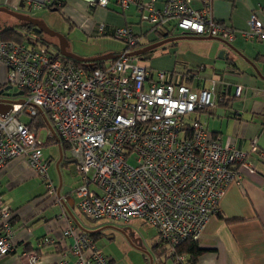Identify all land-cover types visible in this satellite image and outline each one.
I'll return each instance as SVG.
<instances>
[{
  "label": "built area",
  "instance_id": "2783aa9c",
  "mask_svg": "<svg viewBox=\"0 0 264 264\" xmlns=\"http://www.w3.org/2000/svg\"><path fill=\"white\" fill-rule=\"evenodd\" d=\"M83 1L91 8H106L115 1L122 12L135 7L141 22L158 32L172 29L229 44L236 38L232 28L214 18L210 3L198 10L191 0H168L159 10L154 0ZM26 2L31 16L55 4V0ZM249 27L241 33L245 40H264V23L257 14ZM90 33L104 36L106 26L99 24ZM112 37L130 48L142 42L131 26L115 28ZM32 41L35 45L0 40L6 86L24 92L13 100H25L0 114V172L11 161L24 158L54 193L49 165L42 158L43 144L31 124L44 114L51 126L49 136L68 149L77 165L81 184L75 193L83 216L123 223L142 220L158 231L173 264H188L176 249L187 240L203 238L220 212L223 195L241 180V168L255 171L248 153L223 145L200 121L201 113L218 106L214 90L194 89L185 82L199 78L196 71L153 72L140 65L139 57L128 56L129 51L90 69L66 62L49 46ZM242 93L243 86L238 85L235 96ZM258 152L254 140L251 153ZM11 212L0 199V257L16 251ZM66 235L73 240L72 264H111L86 233L69 228ZM53 243L46 237L39 245ZM30 260L36 262L37 255L31 254Z\"/></svg>",
  "mask_w": 264,
  "mask_h": 264
},
{
  "label": "crops",
  "instance_id": "0c3cea01",
  "mask_svg": "<svg viewBox=\"0 0 264 264\" xmlns=\"http://www.w3.org/2000/svg\"><path fill=\"white\" fill-rule=\"evenodd\" d=\"M167 1L154 0V6L161 10ZM191 1L198 10L210 3L214 18L236 32L235 40L227 44L222 40L186 35L172 29L165 33L152 28L153 38L144 29L135 7L123 13L115 1L106 8H91L83 0H55L52 8L35 13L48 9L59 11L73 27L81 28L91 37L95 36L90 30L99 24L107 27L103 37H111L117 27L131 26L134 33L142 38L136 50L149 46L155 40L181 38L165 44L183 50L176 56L181 70H177L175 62V67L166 72L185 74L194 70L201 75L185 82L194 89L214 90L218 106L201 113L200 121L221 138L223 145L230 144L248 153V159L255 167L254 172L241 168V180L232 184L220 200V215L210 221L199 242L207 252L197 264H264V40L247 41L241 34L250 29L249 21L253 14H257L264 23V0ZM0 8L26 15L29 10L26 0H0ZM21 24V21L0 12V34L5 28ZM136 27L140 28L136 31ZM102 54L113 53L106 51ZM200 68L204 69L199 71ZM7 76V68L0 61V86L7 85ZM238 85L243 86L241 97L235 96ZM221 98L227 102H220ZM254 140H257L259 148L256 154L251 153ZM45 145L55 146L53 151H48L49 156L43 151L42 157L49 167L54 163L59 172L58 185L52 181L54 193L41 183L24 158L11 161L0 172V199L12 211L10 223L16 248L15 252L0 257V264H72L74 257L70 248L73 240L66 235L69 228L89 235L112 264H173L171 259H158L159 250L155 247L160 238L152 245L148 256L142 239L130 222L107 220L105 224L88 227L83 221L75 193L81 184L78 173L75 179L73 177L76 163L57 139L48 135ZM111 224L118 228L108 226ZM46 237H51L54 243L41 247L39 243ZM31 254L38 257L34 263L30 260Z\"/></svg>",
  "mask_w": 264,
  "mask_h": 264
},
{
  "label": "rangeland",
  "instance_id": "374dc122",
  "mask_svg": "<svg viewBox=\"0 0 264 264\" xmlns=\"http://www.w3.org/2000/svg\"><path fill=\"white\" fill-rule=\"evenodd\" d=\"M34 18H39L46 24V26L53 32L59 34L62 36L67 44V51L73 56L83 58V59H92L100 56H104L105 54H102L106 51H109L110 53H113L115 55L122 54L123 50H125L128 46L125 42L116 39L115 37H91L88 33H85L81 28L79 27H73L71 22L67 20L62 13L58 12H52L49 9L47 11H41L37 12L34 15H32ZM17 20V19H16ZM18 22V21H17ZM144 29L149 31L150 37L155 38L154 32L152 30L153 25L143 22ZM136 31L140 28L136 27ZM35 37L38 36L42 39V42H46L50 47L51 50H58L60 48V39L57 37H52L48 34L42 33H31ZM178 34H181L178 32ZM28 43V42H27ZM46 45V44H45ZM140 47V46H139ZM178 46H172L170 44L162 46L160 48H157L153 50L152 52L142 56V59L140 61V65L153 69V71H171L175 67V62H177L178 59H176L177 55H179L183 50L176 49ZM131 50L129 52H133L134 47L130 48ZM180 51V52H179ZM126 52V51H125ZM100 53V54H98ZM95 54L97 56H95ZM177 70H181V64L177 62ZM179 72V71H178ZM201 76V75H200ZM199 76V78H200ZM25 122H27V119H23ZM47 128V129H46ZM45 129H42L39 131V140L43 144L42 146V157H43V151L46 153V156H49L48 151H53L55 146H46L47 143V137L49 135V132L47 130H50L49 127H46ZM57 149V148H56ZM69 152V151H68ZM74 164V163H73ZM74 169L76 168L74 172V179L77 175V165L74 164ZM48 177L50 181H55L56 185H58L60 181V175L58 170L55 168V164L53 163L50 167H48ZM41 183L46 186V182L38 176ZM83 221L86 223L88 227L94 228L96 226L105 224V221L107 220H91L87 217L83 216ZM131 227L136 230V233L139 235V237L143 241V249L146 253H148V256L152 252V245L156 243V241L160 238L158 231L150 226L149 224L145 223L144 221L140 220H132L130 222ZM111 227L118 228L115 225H108ZM107 242L108 238L105 239ZM147 255V254H146ZM149 259V258H148ZM170 259V258H168Z\"/></svg>",
  "mask_w": 264,
  "mask_h": 264
},
{
  "label": "trees",
  "instance_id": "16d2710c",
  "mask_svg": "<svg viewBox=\"0 0 264 264\" xmlns=\"http://www.w3.org/2000/svg\"><path fill=\"white\" fill-rule=\"evenodd\" d=\"M50 8H52V7H50ZM123 13H126V12H123ZM32 32H33V26H31L30 24L22 22V24L19 27L5 28L1 32L0 35H1V38H2L3 41H10V42H14V43H17V44L35 45V44L32 43L33 42L32 40H37V42H39V43H42L44 45L45 44L48 45L46 42H42V39L40 37H38V36L35 37L34 35H32L31 34ZM106 32H107V27H106ZM112 33H113V31H112ZM112 33H111V37H112ZM136 36L141 38L140 35H136ZM159 41L160 40H155V41L151 42L150 45L154 44L156 42H159ZM138 47L134 48V50H136ZM130 50H131L130 47L126 48V51H130ZM55 51L58 54H60L59 53L60 52V48L58 50H55ZM63 58H64V61H66V62L74 63L77 66L88 67L90 69H92L94 67H102L104 65V63H105V62L99 61V62L93 63L92 65H87V64H83L81 62H77V61H74V60L66 58V57H63ZM193 71L194 70H191L189 72L193 73ZM2 89H3V87L0 86V90H2ZM31 124H32V127L37 132H39L42 128L48 127V124H47L46 120L41 115H39L38 117L34 118L31 121ZM62 147H65V146L62 144ZM219 215L220 214L218 213V216ZM199 242L200 241H194V240L185 241L184 244H182L180 247H178L176 249V254L178 256H184L186 258V261H187L188 264H197L199 262V260L203 257V255L207 252V249L203 248L200 245ZM155 250H159L158 251V259H160V260L168 259V253H169L170 249L167 247V245H165L164 241L161 240V238H160L159 244L155 247Z\"/></svg>",
  "mask_w": 264,
  "mask_h": 264
},
{
  "label": "water",
  "instance_id": "95a60500",
  "mask_svg": "<svg viewBox=\"0 0 264 264\" xmlns=\"http://www.w3.org/2000/svg\"><path fill=\"white\" fill-rule=\"evenodd\" d=\"M0 12L6 13L7 15L21 21L27 24H30L31 26H33V32L37 33V34H48L52 37H57L58 39H60V55H62L63 57L72 59L74 61L77 62H81L83 64H87V65H92L93 63L96 62H106V61H112L117 59L120 55H114V54H108V55H104V56H100L97 58H92V59H83V58H79L76 56L71 55L70 53H68L67 51V47L68 44L66 42V40L60 36L59 34L51 31L44 22L33 18L29 15L26 14H22V13H18V12H14L11 10H8L7 8H0ZM1 27V25H0ZM177 39H181V38H173V39H165L159 42H156L154 44H151L145 48H142L140 50H135L133 52L128 53V56L131 57H142L150 52H152L153 50L162 47L163 45L170 43L172 41H175ZM208 39H213V38H208ZM229 44V43H227ZM24 95L23 91H18L17 88H13L11 86H4L2 90H0V114L2 115H6L11 109H12V104L18 103V104H24L25 100L24 99H20V100H13V98L16 97H21ZM42 113V112H41ZM45 118V115L42 114ZM46 120V118H45ZM47 124L49 127L50 124L48 122V120H46Z\"/></svg>",
  "mask_w": 264,
  "mask_h": 264
}]
</instances>
